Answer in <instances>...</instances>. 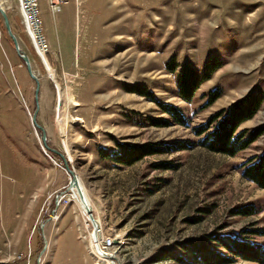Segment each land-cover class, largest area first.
Segmentation results:
<instances>
[{
  "label": "rangeland",
  "instance_id": "obj_1",
  "mask_svg": "<svg viewBox=\"0 0 264 264\" xmlns=\"http://www.w3.org/2000/svg\"><path fill=\"white\" fill-rule=\"evenodd\" d=\"M65 1L57 13V50L50 44L48 60L28 35L18 1L2 6L40 79L36 120L48 145L75 169L100 240L115 241L108 250L114 264H182L168 252L189 258L183 246L193 242L218 248L215 235L264 244V235L249 232L264 228V189L242 175V164L262 153L264 134L228 156L200 146L195 132L250 92L264 98V1L237 0L235 7L221 0ZM45 9L42 0V16ZM0 24L3 42L1 15ZM213 57L221 64L206 79ZM187 65L201 76L190 100L180 93ZM14 76L8 95L17 98L0 106V264H105L93 251V226L78 190L66 193L71 175L33 120L37 84L24 64ZM215 90L220 95L209 104ZM168 105L185 121H176ZM261 125L264 102L241 129ZM119 143L152 153L118 163ZM247 206L256 212L236 214Z\"/></svg>",
  "mask_w": 264,
  "mask_h": 264
},
{
  "label": "trees",
  "instance_id": "obj_2",
  "mask_svg": "<svg viewBox=\"0 0 264 264\" xmlns=\"http://www.w3.org/2000/svg\"><path fill=\"white\" fill-rule=\"evenodd\" d=\"M220 64L221 62L217 57L211 58L207 63L206 72L203 77L208 79ZM179 81L181 95L185 99L190 100L200 86L201 76H199L195 69L187 65L182 71ZM141 91L144 92L143 90ZM219 95V91H212L208 103H213ZM263 102L264 98L261 95L250 92L244 98L231 103L226 108L218 110L204 124L195 128L196 134L201 137L198 144L209 151L228 156H235L240 151L247 149L264 134V125L256 127L253 130L241 129V125L257 114ZM165 107L176 121L180 123L185 121L175 106L168 105ZM153 121L159 126L167 124L165 120L161 119ZM179 145L178 147L180 148L188 146L185 142H181ZM119 147L122 149L120 156H114V159L118 163L131 164L144 155L152 153L145 146L119 143ZM158 165L164 168L169 167L164 163ZM242 168L244 178L254 182L259 188L264 189V149L259 156L251 158L242 164ZM255 212L256 210L252 206H247L237 210L236 214L252 215ZM249 232L255 235H264V228H257ZM212 241L218 245V248L210 245L208 242H193L183 246L189 258L177 255V253L171 251L168 252L166 258L178 260L182 264L189 262L193 264H229L234 258L264 264V244L262 243L230 235H215Z\"/></svg>",
  "mask_w": 264,
  "mask_h": 264
},
{
  "label": "crops",
  "instance_id": "obj_3",
  "mask_svg": "<svg viewBox=\"0 0 264 264\" xmlns=\"http://www.w3.org/2000/svg\"><path fill=\"white\" fill-rule=\"evenodd\" d=\"M242 1L245 2V0H242ZM237 2H238L237 0H221V4L224 7H228V6L235 7ZM46 5H47V3H46ZM236 10H238V8ZM252 11L253 12H251L250 15H253L256 12L259 13L260 9H257L255 11L252 10ZM43 20H44L45 31H46L48 38H49V42L53 48V51H55V50H57V15H53L50 12L48 6H47V9H45L43 11ZM11 25H12V23H11ZM1 27H2V25L0 24V29H2ZM12 29H13V25H12ZM14 33L16 34V36L18 35L15 31H14ZM4 34L5 33H3V35ZM18 40H19V37H18ZM1 46H3L4 50L2 51L0 49V97H1L0 106L3 104V102H10L11 103L14 99L17 98V94L14 93V96L10 95V94L8 95V92L11 89H14V87H15V84H13L11 82L12 80L15 81L14 68L24 64L22 62L21 58L19 57V55L17 54L15 44H14L13 40L11 39V37L9 36V34H8V36L5 35V40H3V42L1 41V43H0V47ZM10 53H12L15 56V59L13 56L10 55ZM54 59L56 60V58H54ZM19 61H20V63H19ZM32 66H33V63H32ZM24 67H26L25 64H24ZM7 79L9 80L8 86H6V83H5ZM48 85L47 86L45 85L44 94H45V92H47V87L50 88V84H48ZM12 108H14V103L11 106H9L10 110Z\"/></svg>",
  "mask_w": 264,
  "mask_h": 264
},
{
  "label": "built area",
  "instance_id": "obj_4",
  "mask_svg": "<svg viewBox=\"0 0 264 264\" xmlns=\"http://www.w3.org/2000/svg\"><path fill=\"white\" fill-rule=\"evenodd\" d=\"M12 0H0V5L2 2L9 4L11 9ZM19 4V11L22 17V22L26 28L28 35L37 49L38 53L43 57V59L48 60V54L50 52V42L45 32L44 20L42 16V0H17ZM264 1V0H261ZM47 6L53 15L62 11L65 5V0H46ZM3 7V6H2ZM1 41V36H0ZM101 252L105 253L108 251V240L102 236L101 239ZM105 249V250H104Z\"/></svg>",
  "mask_w": 264,
  "mask_h": 264
},
{
  "label": "water",
  "instance_id": "obj_5",
  "mask_svg": "<svg viewBox=\"0 0 264 264\" xmlns=\"http://www.w3.org/2000/svg\"><path fill=\"white\" fill-rule=\"evenodd\" d=\"M0 15L3 17V20H4V24H5V27L7 29V32L9 34V36L11 37V39L13 40L14 44H15V48H16V51H17V54L19 55V57L23 60V62L25 63L26 65V68L31 76L32 79L35 80L36 84H37V88H36V99H37V106H36V109H35V112L33 114V120L36 124V126L41 130L42 132V141L44 142L45 146L47 147V149L57 155H59L64 164H65V167L67 168L68 172L70 173L71 175V181H70V184L69 186L67 187L66 191L67 190H70L71 187L73 188L74 186H76L77 184H79L78 182V178H77V174H76V171L75 169H73V167L70 166V162H69V159L67 157V155L61 151H59L57 148H54V147H51L48 145L47 143V134H46V130L45 128L37 122L36 118H37V113L39 111V101H38V94H39V90H40V79L39 77L37 76V74H35L34 70H33V67H32V63H31V59L29 57V55L27 54V52L25 50H23L20 46V43H19V40H18V37L16 36V34L14 33L13 29H12V25H11V21H10V18L7 14V12L1 7L0 5ZM51 77H53V81L56 82L55 78H54V75L53 73L50 74ZM90 220H92V226H93V233L94 234H98L99 233V222L93 217V218H89ZM97 248L98 250L101 252V249L99 247V244L97 243ZM102 253V252H101Z\"/></svg>",
  "mask_w": 264,
  "mask_h": 264
},
{
  "label": "bare ground",
  "instance_id": "obj_6",
  "mask_svg": "<svg viewBox=\"0 0 264 264\" xmlns=\"http://www.w3.org/2000/svg\"><path fill=\"white\" fill-rule=\"evenodd\" d=\"M2 7V6H1ZM3 8V7H2ZM4 9V8H3ZM5 10V9H4ZM38 52V51H37ZM39 55V54H38ZM52 72V70H51ZM78 178V176H77ZM78 182L79 184H77L76 186H74L73 188L71 187L70 190H67L66 193H69V192H74L73 190L77 189L79 194H80V198H81V205H80V210L81 212L89 219V218H95V209L91 203V200L90 198L88 197L86 191L82 188L81 186V181L80 179L78 178ZM75 195V194H74ZM91 225H92V220H90L89 222ZM100 225V224H99ZM100 227V226H99ZM100 231V229H99ZM102 239V237H101ZM108 240V249L111 250L114 248V245H115V241L113 239H110V238H107ZM99 243L100 247L102 248L101 246V240H100V237H99V233L98 234H94L92 235V244H93V251L97 253V255H99L98 257L106 263L108 264H114V262L112 261V259L114 258L111 253H108V251H106L105 249V253L104 252H100L97 248V245L96 243ZM103 249V248H102Z\"/></svg>",
  "mask_w": 264,
  "mask_h": 264
}]
</instances>
